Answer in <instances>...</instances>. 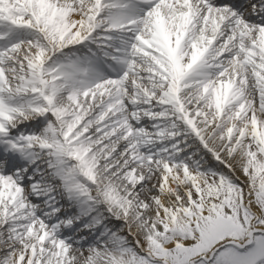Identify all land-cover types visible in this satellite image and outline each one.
<instances>
[{
	"label": "snow or ice",
	"instance_id": "6c2138e0",
	"mask_svg": "<svg viewBox=\"0 0 264 264\" xmlns=\"http://www.w3.org/2000/svg\"><path fill=\"white\" fill-rule=\"evenodd\" d=\"M0 264H264V0H0Z\"/></svg>",
	"mask_w": 264,
	"mask_h": 264
}]
</instances>
